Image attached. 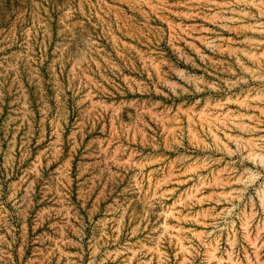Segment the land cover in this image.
<instances>
[{
    "label": "rangeland",
    "instance_id": "rangeland-1",
    "mask_svg": "<svg viewBox=\"0 0 264 264\" xmlns=\"http://www.w3.org/2000/svg\"><path fill=\"white\" fill-rule=\"evenodd\" d=\"M0 264H264V0H0Z\"/></svg>",
    "mask_w": 264,
    "mask_h": 264
}]
</instances>
